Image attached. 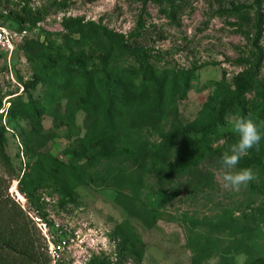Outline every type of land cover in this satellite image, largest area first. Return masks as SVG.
<instances>
[{"label":"rangeland","instance_id":"obj_1","mask_svg":"<svg viewBox=\"0 0 264 264\" xmlns=\"http://www.w3.org/2000/svg\"><path fill=\"white\" fill-rule=\"evenodd\" d=\"M172 1L0 0V125L13 168L31 176L23 193L11 182L7 194L36 228L45 215L54 242H68L59 264H264L262 170L252 168L257 178L247 187L227 190L214 154L237 140L229 123L237 115H221V104L242 71L254 72L246 99L264 126V8L184 0L176 26L164 13ZM232 5L249 9V26L218 15ZM23 8L41 17L27 21ZM255 13L263 16L257 38ZM92 53L106 66L87 60L69 90L45 69L52 57L63 58L55 66L62 70L64 59ZM221 117L201 143L200 129ZM101 138L112 140L115 156L81 152ZM250 155L264 164V138L241 159ZM0 179L9 182L1 168Z\"/></svg>","mask_w":264,"mask_h":264},{"label":"trees","instance_id":"obj_2","mask_svg":"<svg viewBox=\"0 0 264 264\" xmlns=\"http://www.w3.org/2000/svg\"><path fill=\"white\" fill-rule=\"evenodd\" d=\"M220 1V0H219ZM184 0H173L169 3V10L164 11L167 19L174 25L177 23V14L179 13L180 6ZM177 3V4H176ZM179 3V4H178ZM254 4L258 10L264 8V0H254ZM263 11V10H262ZM249 9L243 7L231 6L230 10H222L218 12V15L221 17H230L237 21L238 27L249 26L251 20L248 15ZM21 16L30 21V19L36 21L41 17V13L31 12L28 8H23L20 12ZM36 17V18H35ZM254 31L255 37H259L260 30L259 26L263 24V16L255 13L254 14ZM35 18V19H33ZM97 59L103 63L104 66L107 64V58L102 55L92 53L91 57H87L86 60H81L78 58H66V68L62 70H56L55 66L58 63L60 57H52L49 61V66H45L47 71L53 70L57 78L56 87L60 89L69 90V78L71 76H79L84 72L85 65L87 60ZM260 58H256V62L259 63ZM148 79L154 84H158V79L153 75H149ZM187 83V82H185ZM38 80L35 79L30 82L31 88L36 87ZM104 85L110 87L108 80L104 79ZM232 85L234 88V93L230 96L226 102L221 104V115L224 111H232L238 118H254V115H260V110L257 109L256 104L248 101L246 95L251 92L256 85L254 79V72L252 70H245L235 76L232 80ZM261 88V99L264 100V86ZM262 113V112H261ZM223 117L221 121L216 122L211 127L204 126L200 129L201 134V143L205 142V138L210 137L211 132L214 131L215 126H222ZM264 120V119H263ZM214 129V130H212ZM5 128L0 125V168L5 172L8 177V183L5 180L0 179V264H49V261L46 256V245L42 243V238L35 227L32 220L26 216L20 206L12 200L7 194L9 190V185L11 182H16V188L21 193H23V186L25 182L31 180L29 174L23 173L22 177L19 176V173L13 168L10 158L6 155L5 152ZM97 150V154L103 158H111L116 154V148L114 143L109 138H101L88 143V146H82L81 152L86 154L87 151ZM211 153V150L204 148V155ZM219 158L222 156L220 152H215ZM188 164H181V169H186ZM238 170L243 168H260L263 174V185H264V164L263 158L257 155H250L240 160L236 166ZM55 173L59 172V168L55 166L52 168ZM25 171V167H24ZM69 196V195H68ZM44 222L48 224L45 220V215L41 216ZM123 247H125V242L123 241ZM142 247V246H140ZM121 256V253L118 254ZM44 258V261H43ZM117 258V257H116ZM120 258V257H119ZM120 259L115 260H98L97 258H92L87 264H119Z\"/></svg>","mask_w":264,"mask_h":264},{"label":"clouds","instance_id":"obj_3","mask_svg":"<svg viewBox=\"0 0 264 264\" xmlns=\"http://www.w3.org/2000/svg\"><path fill=\"white\" fill-rule=\"evenodd\" d=\"M231 131L236 135L235 143L229 145L219 159L221 169L222 187L227 190L239 191L241 187H247L257 178L251 168H236L241 158L248 155L250 149L259 150L262 138H264V126L258 125L251 118H229Z\"/></svg>","mask_w":264,"mask_h":264},{"label":"built area","instance_id":"obj_4","mask_svg":"<svg viewBox=\"0 0 264 264\" xmlns=\"http://www.w3.org/2000/svg\"><path fill=\"white\" fill-rule=\"evenodd\" d=\"M36 226L44 238L46 244V256L49 260V264L61 263L62 256L65 254L66 250H68V242L66 240L54 242V238L50 235L48 224L46 222H42L40 219H38ZM54 228L55 232L58 231L59 225L54 224ZM55 232H53V234ZM62 233H64V231H60L59 235H62Z\"/></svg>","mask_w":264,"mask_h":264},{"label":"bare ground","instance_id":"obj_5","mask_svg":"<svg viewBox=\"0 0 264 264\" xmlns=\"http://www.w3.org/2000/svg\"><path fill=\"white\" fill-rule=\"evenodd\" d=\"M16 188V185H13V190ZM14 192V191H13Z\"/></svg>","mask_w":264,"mask_h":264}]
</instances>
